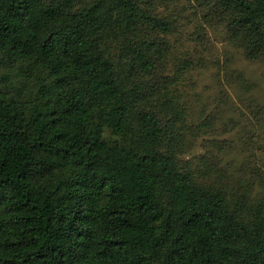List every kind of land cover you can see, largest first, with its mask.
I'll use <instances>...</instances> for the list:
<instances>
[{
  "label": "trees",
  "instance_id": "16d2710c",
  "mask_svg": "<svg viewBox=\"0 0 264 264\" xmlns=\"http://www.w3.org/2000/svg\"><path fill=\"white\" fill-rule=\"evenodd\" d=\"M217 30L264 61V0H0V264H264V103L236 165L184 158Z\"/></svg>",
  "mask_w": 264,
  "mask_h": 264
},
{
  "label": "rangeland",
  "instance_id": "374dc122",
  "mask_svg": "<svg viewBox=\"0 0 264 264\" xmlns=\"http://www.w3.org/2000/svg\"><path fill=\"white\" fill-rule=\"evenodd\" d=\"M193 24L181 35L183 44L190 49L194 42L188 34ZM203 49L204 66L193 71L191 83L185 85L184 91L189 96L191 112L201 119L213 118L215 130L210 135L199 134L195 146L184 158L213 159L217 152V164L224 167L234 160L236 165L242 156L241 144L246 140L240 136L252 135L255 131L248 123L251 115L242 102L254 97L264 103V61H250L232 49L225 43L221 30L209 33ZM205 140L212 141L213 153L206 151Z\"/></svg>",
  "mask_w": 264,
  "mask_h": 264
}]
</instances>
